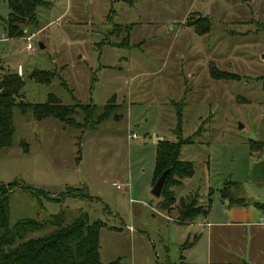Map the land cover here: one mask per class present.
I'll return each instance as SVG.
<instances>
[{"label":"rangeland","instance_id":"1","mask_svg":"<svg viewBox=\"0 0 264 264\" xmlns=\"http://www.w3.org/2000/svg\"><path fill=\"white\" fill-rule=\"evenodd\" d=\"M10 12L0 0V81L16 72L17 102L52 93L76 110L71 124L14 108L12 142L0 150V182L21 184L11 226L60 212L64 223L102 222L103 262L264 264V220L225 223L234 205L264 204V0H41L37 22L25 17L15 36ZM190 137L180 160L194 174L162 209L152 193L157 144Z\"/></svg>","mask_w":264,"mask_h":264},{"label":"trees","instance_id":"2","mask_svg":"<svg viewBox=\"0 0 264 264\" xmlns=\"http://www.w3.org/2000/svg\"><path fill=\"white\" fill-rule=\"evenodd\" d=\"M11 12L7 19V27L10 36L19 32L20 25L26 20L25 17L37 22L36 9L41 0H8ZM208 29V28H207ZM205 30V29H204ZM199 32H203L198 28ZM19 34V33H18ZM126 36L125 38H127ZM43 73V71H42ZM214 74V72H213ZM232 76L231 73H228ZM37 81L49 83L51 78H38ZM24 79L18 73L4 74L0 81V150L12 142L14 134L13 110L20 107L27 109L31 107L37 119L49 117L57 118L63 122L73 124L71 116L76 113L74 106L57 103L55 95L50 93L44 103H21L17 97L24 86ZM85 105L84 110L94 114L97 105ZM110 104L106 105L104 111L98 117L96 123L110 117L106 109H111ZM91 114V115H92ZM109 114V115H108ZM182 111H178L177 130L182 134ZM190 138L178 139L177 141L159 142L156 149V162L154 169L155 184L157 179L165 170H169L165 186L163 188L160 207L169 210L170 204L175 203L172 186L180 185L182 179L191 177L194 174V163L192 161L180 160V154L184 144L191 143ZM261 146L262 143H258ZM175 176H178V178ZM21 186L17 182H0V264H127L121 260L103 262L100 258V228L104 224L96 221L89 223L86 218L80 217L70 223H64L61 212L48 221H37L34 219H22L15 225H10V197L15 188ZM78 193L72 192L70 195ZM244 200V199H243ZM242 200V201H243ZM240 202V201H239ZM257 205L264 210V204L257 202ZM210 206L207 210L192 208L186 212V219L194 220L200 215L207 216L210 213ZM54 223L57 227L54 231L45 235L24 239L26 233L31 229H42L47 223ZM198 236H195L196 241Z\"/></svg>","mask_w":264,"mask_h":264},{"label":"crops","instance_id":"3","mask_svg":"<svg viewBox=\"0 0 264 264\" xmlns=\"http://www.w3.org/2000/svg\"><path fill=\"white\" fill-rule=\"evenodd\" d=\"M36 61H34V64ZM154 186V183L153 185ZM239 204V203H238ZM242 204V203H241ZM226 215H228L226 224H261L264 220V210L258 207H244L243 205H234L228 210L226 209ZM197 219V218H196ZM194 219V221L196 220ZM221 223V222H220ZM208 224H210L208 222ZM197 236V235H196Z\"/></svg>","mask_w":264,"mask_h":264},{"label":"water","instance_id":"4","mask_svg":"<svg viewBox=\"0 0 264 264\" xmlns=\"http://www.w3.org/2000/svg\"><path fill=\"white\" fill-rule=\"evenodd\" d=\"M41 48H44V44L40 43ZM32 64H34V61H32ZM169 174V170H165L162 175L157 179L155 185L153 186L152 189V193L157 196L160 197L163 191V188L165 186L166 180H167V176Z\"/></svg>","mask_w":264,"mask_h":264},{"label":"built area","instance_id":"5","mask_svg":"<svg viewBox=\"0 0 264 264\" xmlns=\"http://www.w3.org/2000/svg\"><path fill=\"white\" fill-rule=\"evenodd\" d=\"M31 40V38H29V41ZM27 49L28 50H30V51H34V48H33V45H32V43L31 42H29L28 44H27ZM118 188H122L124 185L123 184H120V183H117V182H115L114 183ZM128 187V186H127Z\"/></svg>","mask_w":264,"mask_h":264}]
</instances>
